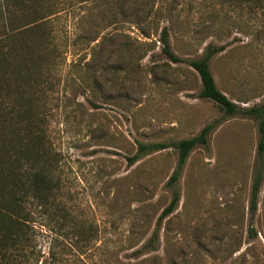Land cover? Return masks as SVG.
Returning a JSON list of instances; mask_svg holds the SVG:
<instances>
[{
  "label": "rangeland",
  "instance_id": "obj_1",
  "mask_svg": "<svg viewBox=\"0 0 264 264\" xmlns=\"http://www.w3.org/2000/svg\"><path fill=\"white\" fill-rule=\"evenodd\" d=\"M22 1L5 27L43 22L35 33L51 40L28 88L60 208L33 218L43 264L49 247L58 264H264V169L252 220L249 211L258 120L198 97L197 72L170 61L160 41L165 27L184 59L199 58L207 44L225 45L209 61L217 87L239 106L260 104L264 0ZM206 124L207 144L183 164L179 202L161 222L158 250L134 258L171 198L166 182L178 152L168 147L131 165L127 156L137 141L170 143Z\"/></svg>",
  "mask_w": 264,
  "mask_h": 264
},
{
  "label": "trees",
  "instance_id": "obj_2",
  "mask_svg": "<svg viewBox=\"0 0 264 264\" xmlns=\"http://www.w3.org/2000/svg\"><path fill=\"white\" fill-rule=\"evenodd\" d=\"M20 6H24L22 0L11 3L9 0H0V264H43V259H40L44 253L37 247V234L41 230L36 228L33 218L36 213L39 216H51L58 213L60 208L55 203L56 184L50 169L51 163L42 142L43 135L36 123L37 107L28 88L38 82L39 73L32 74V69L39 72L41 62L47 59V52L42 44L51 40L48 32L45 34L41 31L40 36L35 33L40 30L39 26L45 28L43 22H39V25L28 22L9 29L5 27L6 23L15 21L12 7L21 8ZM160 41L162 51L170 61L187 62L197 72L201 81L198 97L213 100L228 115L240 113L258 120L259 165L255 169L249 198L252 220L263 179L264 101L248 107L239 106L217 87L209 61L215 54L223 51L225 45L207 44L199 58L184 59L171 49L169 33L165 27L161 29ZM211 129L212 125L206 124L197 135L170 143L137 141L136 152L127 156V163L131 165L146 154L168 147L178 152L176 167L166 182L171 189V198L160 212L148 238L131 252L134 258L158 250L161 222L176 209L179 202L176 183L183 164L196 145L207 144ZM78 228L82 232L88 231L81 226ZM249 231L251 237H256L251 224ZM46 256L49 264H58L61 261L60 255L50 247Z\"/></svg>",
  "mask_w": 264,
  "mask_h": 264
}]
</instances>
